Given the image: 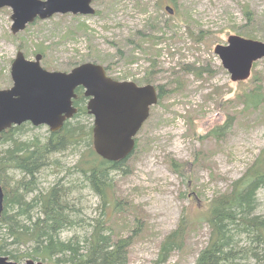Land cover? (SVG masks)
Instances as JSON below:
<instances>
[{"label":"rangeland","instance_id":"obj_1","mask_svg":"<svg viewBox=\"0 0 264 264\" xmlns=\"http://www.w3.org/2000/svg\"><path fill=\"white\" fill-rule=\"evenodd\" d=\"M92 4V15L59 13L17 33L12 31V9L0 8V89L12 87L11 66L19 51L28 60L42 54L41 64L49 71L69 72L90 61L105 66L116 80L150 83L158 90L161 86L164 98L152 106L136 136L128 172L114 174L117 195L130 208L119 213L117 221L122 235L132 241L129 264H156L164 241L185 217L191 227L186 244L173 251L166 264H195L209 240L204 220L209 200L242 176L264 148V103L247 108L242 100L255 85L264 88V57L254 62L248 79L234 81L214 51L233 34H250L248 38L264 42V0ZM79 119L85 126L94 123L90 114ZM213 128L220 134L210 135ZM48 133V126H33L22 138ZM87 144L82 141L56 153V164L44 170L40 189L47 190L57 180L79 182L72 196L90 220L101 211L99 197L78 172L69 174ZM258 203L257 213L264 215V188L258 192ZM73 232L65 231L62 237ZM11 249L23 252L27 247ZM238 264L259 263L251 259Z\"/></svg>","mask_w":264,"mask_h":264},{"label":"trees","instance_id":"obj_2","mask_svg":"<svg viewBox=\"0 0 264 264\" xmlns=\"http://www.w3.org/2000/svg\"><path fill=\"white\" fill-rule=\"evenodd\" d=\"M185 70L191 71L189 67ZM159 87L158 103L165 95ZM263 89L259 83L245 91L242 100L247 108L264 103ZM77 93L78 112L60 130L49 129L46 137L36 134L23 139L27 129L33 128L30 122H25L0 135V184L5 192V207L0 216V254L15 261L31 258L47 264H129L132 241L122 235L117 216L130 208L117 195L114 174L128 172L126 164L133 153L113 162L95 151L93 124L85 126L79 122L82 114H88L83 88H78ZM209 134L220 132L213 128ZM82 141L88 143L86 153L69 169V174L78 172L85 185L99 197L101 211L90 220L82 216L77 198L72 196L79 189V182L68 185L57 180L47 190L40 189L44 170L56 164L55 154L75 148ZM262 188L264 148L242 176L209 200L204 218L209 226V240L195 264H238L251 259L264 264V215L257 213L258 192ZM189 225L184 217L169 234L156 264H166L173 251L185 246ZM65 231L74 232L63 238ZM16 245L27 250L11 249Z\"/></svg>","mask_w":264,"mask_h":264},{"label":"water","instance_id":"obj_3","mask_svg":"<svg viewBox=\"0 0 264 264\" xmlns=\"http://www.w3.org/2000/svg\"><path fill=\"white\" fill-rule=\"evenodd\" d=\"M93 0H0V8L10 7L12 31L55 14L92 15ZM173 12L171 6L166 7ZM220 57L234 81L250 77L254 62L264 57V42L238 34L230 35L227 44H217ZM42 54L26 59L19 51L11 66L12 87L0 89V135L6 129L31 122L60 130L78 108L74 105L77 88L83 87L87 109L93 119V146L109 161L128 158L136 148V136L148 120L151 107L159 101L158 87L134 81L116 80L105 66L84 62L69 72L49 71L41 65ZM5 207V192L0 184V216ZM0 264H47L28 258L15 261L0 254Z\"/></svg>","mask_w":264,"mask_h":264},{"label":"flooded vegetation","instance_id":"obj_4","mask_svg":"<svg viewBox=\"0 0 264 264\" xmlns=\"http://www.w3.org/2000/svg\"><path fill=\"white\" fill-rule=\"evenodd\" d=\"M42 65V64H41ZM73 69V68H72ZM80 88V87H79ZM83 88V87H82ZM78 89V88H77ZM76 92H77V90H76ZM83 93H84V89H83ZM78 94V93H77ZM85 96V95H84ZM79 97V94H78V96H77V98ZM86 97V96H85ZM77 98H75L74 99V105L76 106V104H75V101H76V99ZM87 100H88V98L86 97V106H87ZM77 107V106H76ZM78 108V107H77ZM31 123V122H30ZM32 124V123H31ZM33 125V124H32ZM34 126V125H33Z\"/></svg>","mask_w":264,"mask_h":264}]
</instances>
